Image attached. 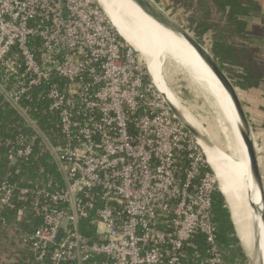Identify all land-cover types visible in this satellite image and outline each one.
<instances>
[{"label":"built area","instance_id":"built-area-1","mask_svg":"<svg viewBox=\"0 0 264 264\" xmlns=\"http://www.w3.org/2000/svg\"><path fill=\"white\" fill-rule=\"evenodd\" d=\"M0 93L32 131L6 141L8 163L30 160L38 141L60 178L19 189L21 198L33 194L42 219L17 234L30 264H85L96 255L101 264H188L196 234L207 245L198 264H226L204 147L97 0H0ZM35 104L50 115L48 131L32 116ZM15 189L2 180L0 208ZM87 217L93 237L80 229Z\"/></svg>","mask_w":264,"mask_h":264},{"label":"trees","instance_id":"trees-1","mask_svg":"<svg viewBox=\"0 0 264 264\" xmlns=\"http://www.w3.org/2000/svg\"><path fill=\"white\" fill-rule=\"evenodd\" d=\"M167 1L171 7L179 5L182 10L187 9L189 2L188 0ZM193 8L192 15L187 16L184 13L188 24L186 28L201 44L208 36L210 53L236 86L238 92L264 84V57L260 56L256 47H253V39L257 36L247 27L249 20L260 16L259 3L256 0H196ZM42 108L45 107L35 104L32 116L38 120L43 130L48 131L52 127L48 120L50 115L42 111ZM20 132L26 135L32 133L24 119L0 93V184L3 179L9 177L16 187L12 204L0 208L1 233H3V226L10 224L22 225L20 233H33L41 225L42 219L33 210L31 204L34 199L33 194L30 192L27 197L21 198L19 189L27 187L34 191L44 187L49 179L60 180L55 163L51 156L41 149L38 141H33L34 152L30 160L12 165L8 163L6 141L12 140ZM19 210L23 212L21 221L16 219ZM211 215L216 226L217 241L223 251L226 264L247 263V257L235 231L225 198L219 190L214 191L212 195ZM88 220V217L81 220L80 229L87 236L93 237V227L88 225ZM185 251L188 255V264H198V259L207 254V245L203 236L196 234L190 244L185 247ZM103 260L104 256L96 255L85 264H101Z\"/></svg>","mask_w":264,"mask_h":264},{"label":"bare ground","instance_id":"bare-ground-1","mask_svg":"<svg viewBox=\"0 0 264 264\" xmlns=\"http://www.w3.org/2000/svg\"><path fill=\"white\" fill-rule=\"evenodd\" d=\"M97 1L117 32L146 61L148 71L158 90L189 124L202 133L201 143L207 162L217 180L219 191L226 200L232 221L245 247L243 248L253 260V264H264L260 193L250 175L246 148L238 131L237 115L228 94L181 36L156 23L131 0ZM165 63H171V67L175 68L174 71L178 69L179 74L185 76L186 86L193 88L196 94L201 95L214 106L219 117V129L223 134L224 143L229 146V151L223 150L219 142L206 137L202 121L189 109L190 107L181 103L177 94L173 92L172 86L166 82L163 74ZM248 203H254L256 210L251 211ZM251 217L257 223V232H260V241L255 249L253 248L254 232L250 225ZM255 250L259 252L255 253Z\"/></svg>","mask_w":264,"mask_h":264},{"label":"water","instance_id":"water-1","mask_svg":"<svg viewBox=\"0 0 264 264\" xmlns=\"http://www.w3.org/2000/svg\"><path fill=\"white\" fill-rule=\"evenodd\" d=\"M137 7L150 18H152L156 23L161 25L162 27L170 30L172 33L177 36H181L195 51L201 61L210 69V71L214 74L217 80L220 82L225 92L228 94V97L232 103V106L237 115V127L240 135L242 137V142L246 148V153L248 157V167L250 171V175L253 181V184L256 186L260 193V201H261V222L263 224L264 231V186L262 182V177L258 165L255 144L252 136V130L246 115V111L244 109V105L240 98L238 89L228 75L224 72V70L220 67L217 61L214 59L209 50L201 43H199L194 36L182 26L178 25L172 17H170L166 12L159 8L157 4L153 0H131ZM166 99V98H165ZM168 106L174 113L175 117L181 122V124L200 142L202 141V133H200L195 127L189 124L182 116V114L166 99ZM207 137V135H206ZM202 144V143H201ZM222 194V192L220 191ZM223 195V194H222ZM224 197V196H223ZM226 201V200H225ZM251 211L256 210V206L254 203H248ZM228 208V206H227ZM229 210V208H228ZM230 213V210H229ZM231 217V213H230ZM232 220V218H231ZM250 225L253 228L254 232V249L257 248L260 241V232H257V223L251 217ZM233 222V221H232ZM67 220L65 219L62 223V226L59 228L58 233L55 237V240L58 241L63 234L64 226L66 225ZM234 224V222H233ZM235 227V226H234ZM236 231V229H235ZM237 233V232H236ZM238 236V235H237ZM239 238V237H238ZM258 239V240H257ZM240 240V239H239ZM52 247V245H50ZM259 250V248H258ZM256 251V250H255ZM259 251H256L257 253Z\"/></svg>","mask_w":264,"mask_h":264},{"label":"crops","instance_id":"crops-1","mask_svg":"<svg viewBox=\"0 0 264 264\" xmlns=\"http://www.w3.org/2000/svg\"><path fill=\"white\" fill-rule=\"evenodd\" d=\"M261 8L259 17L248 21L247 27L257 37L253 39V47L264 57V0H256ZM240 98L252 130L258 165L264 186V84L242 90ZM22 211L19 210L16 219L21 221ZM22 225H4L0 232V264H28L32 261L30 250L18 238ZM240 241V240H239ZM241 244V242H240ZM242 246V245H241ZM243 248V246H242ZM243 251L248 258L245 249ZM249 264V260L247 259Z\"/></svg>","mask_w":264,"mask_h":264},{"label":"rangeland","instance_id":"rangeland-1","mask_svg":"<svg viewBox=\"0 0 264 264\" xmlns=\"http://www.w3.org/2000/svg\"><path fill=\"white\" fill-rule=\"evenodd\" d=\"M188 1L189 2L186 6L187 9H185V10H182L179 5H178L179 7L176 5L174 8L169 6L167 10H166L167 7H165V9H164V11L167 12L166 14H168L170 17H172V19L178 25L182 26L184 29H187L186 25H188L186 23L187 21H185L186 16H184V13L187 16L192 15V13L194 11L193 5L196 2V0H188ZM161 3L164 5H162ZM167 3H168L167 0H160L159 6L161 8H163V6H165ZM187 30L193 35V33L189 29H187ZM202 44L209 50L208 36L205 37L204 42ZM163 65L165 67V68L163 67V69H164L163 74H164V77L166 79V82L170 86H172L173 92L178 95V98L181 101V103H183L188 108L190 107L189 109H191V111L196 115V117L202 121V124H203L202 128H203L204 132L206 133L207 137L210 138L212 141L219 142V145L223 150L229 151V146L226 143H224L223 134L221 133V131L219 129L220 128L219 123H218L219 117L217 116L218 114H217L214 106L210 105L209 101H207L206 99H203V97L201 95L196 94L194 92L193 88H191L190 86H189L190 88H188L186 86L185 76L182 74H179V71H177L178 69H176V71H174L175 68L171 67V63L170 64L165 63ZM218 140H220V141H218ZM234 226H235L237 235L240 239L241 245L244 247V245L242 243V239H241V237L237 231V227L235 224H234ZM247 256H248L247 259L249 260V264H253V260L249 257L248 254H247Z\"/></svg>","mask_w":264,"mask_h":264}]
</instances>
